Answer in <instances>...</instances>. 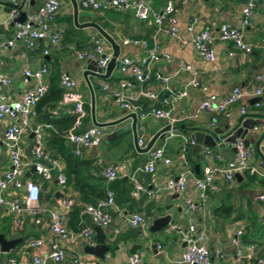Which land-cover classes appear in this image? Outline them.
<instances>
[{
    "label": "crops",
    "instance_id": "0c3cea01",
    "mask_svg": "<svg viewBox=\"0 0 264 264\" xmlns=\"http://www.w3.org/2000/svg\"><path fill=\"white\" fill-rule=\"evenodd\" d=\"M10 1V0H9ZM23 4V10L27 15L33 14L46 0H18V5ZM77 3L79 0H76ZM154 12L160 11L168 1H172L175 7V20L177 34L171 36L166 32L168 22L163 23V28L157 30V25L150 16L146 20H139L134 16V11L129 8L125 11L107 9L104 11H90L78 8V22H93L102 28L111 38L119 44L121 53L116 59V65L107 78L88 76L89 83L83 77L86 68L85 58H78V53L93 49V38H96L104 51L112 54L108 43H103L102 36L94 28H79L74 25L72 19V6L69 0H62V6L56 18L52 21L53 29H62L63 38L58 47H52L48 55L43 54L45 42H41L39 48L29 50L20 41L6 50H0V71L12 78L10 85L0 84V93H6L12 99L21 98L22 93L28 87L36 85L35 80L29 84L24 83V70L27 66L37 68L41 64L50 67V82L57 78L58 88L62 72L68 73L75 81V90L79 92L84 101L85 117L82 129L97 126L93 123H108L124 117V109L117 106L110 91L102 90L101 83L108 84L110 89L119 87L123 76L118 70L119 60L123 57L139 61L146 53L140 44H123V40L144 41L151 47L158 42L161 54L168 56L152 65V71L164 78L152 79L143 87L157 93V98L151 100L142 99L140 104L144 108L156 106L168 110L171 116L178 118V136L167 138V131L163 139H157L150 150L142 152L148 141L154 134L166 126L163 120L148 117L145 120L139 118V110L136 113L135 130L137 133L136 146L133 142L131 129L125 130L120 135L112 133L123 124H131L132 118L126 117L117 125L100 127L102 137L95 146H87L80 149L77 155L74 143L66 141L63 134L72 124V115L69 110L72 103L63 101V93L52 92L45 96L36 107V115L30 119L31 131L24 136L22 141L23 155L30 165L25 168L24 180H33L42 188L39 203L42 219L38 223L31 215H25L20 225H15L10 213L5 208H0V234L6 239L22 238L9 253H4L0 246V264H7L10 255L17 256L22 264H32L33 250H28L29 241L42 238L44 244L36 250L41 255H46L52 248L53 235L49 229V212L59 208L63 199L74 200L73 208H82L86 203H95L105 194V189L110 187L115 192V205L108 209L110 222L104 229L107 237L106 244L109 249L104 257L83 253V247L88 243L78 239L74 243H64L66 260L63 264H70L69 257L73 254L84 256L91 264H128L130 256L140 255L141 264H179L183 251L182 230L188 223L185 214V201H197L198 190L193 174L187 177L186 188L182 192H175L165 188L166 182L171 177H176L180 168V143L186 137L194 140L195 129L212 133L213 139L217 137L215 145L211 146L220 159L205 158L201 141L199 150H196L195 142L190 145L192 158L196 153L200 159L197 163L199 171L204 165L214 163L223 165L226 160L234 155L236 140H241L244 146L253 151L251 162L256 165L263 161L257 174L248 181L245 175L241 179L235 178L234 182H227L222 175H216V190L209 194L201 211L193 212L194 221L198 231H205L206 244L213 253L212 264H246L243 258L236 260V252L241 250L243 255L251 254L250 264H264L260 261L264 253V203L259 195L264 194V88L260 96H254V91L262 84L256 80V74L264 68V0H149ZM253 1L254 6L249 18V25L243 27L245 38L252 45L249 53L237 50L231 42L215 40L212 43L214 59L207 61L199 56L192 42L191 33L187 27L193 23L192 32L197 33L206 26L217 29L221 23H229L233 26H241L243 9L248 2ZM21 13V9L18 8ZM0 43L12 37L16 29L10 20V10L0 4ZM195 80L197 86H193ZM206 87V90H203ZM239 87L245 92V97L228 106L227 112L218 116L215 124H211L212 114L207 110H199V103L209 94H214L222 99L229 95L233 88ZM63 89V88H62ZM54 90V88H53ZM185 93V94H182ZM94 99V112L91 110V100ZM258 97L259 106L251 99ZM245 112H241V107ZM130 112V111H127ZM93 117V119H92ZM10 119L0 120V133H3ZM40 126L44 134V145L47 152L63 162V172L67 170L66 154L72 155L85 165L77 168L78 172L72 174L71 181L67 180L62 186L58 182V172L54 170L50 179L43 178L37 172L32 171L34 157L32 145L34 140L33 130ZM217 129V132H213ZM263 135V137H262ZM142 143L139 144L138 140ZM259 147L256 148V142ZM166 142V143H164ZM223 143V147L218 145ZM165 145L167 155L171 162L167 165L156 163L155 173H147L144 170L150 152ZM63 145V147H62ZM64 148V149H62ZM223 150V154L220 153ZM194 164V165H195ZM108 165L119 169L116 180L108 184L103 176V170ZM11 167L9 152L6 146L0 142V176ZM82 184H80V180ZM83 179L84 182H83ZM142 186L143 190L138 197L133 196L134 183ZM95 188L94 192L102 189L103 196L88 195V200L83 201L78 186L83 188ZM156 192L155 197L149 195ZM7 194L11 197H22L24 190L10 188ZM171 205L173 222L160 231H151L153 216L166 214L165 206ZM72 208V210H73ZM71 210V212H72ZM68 215L67 225L71 230L78 231L84 226L92 229L91 241L95 236L96 225L84 215ZM140 213L145 222L139 227H130L127 223L132 213ZM176 224L178 229L170 226ZM170 227V228H169ZM242 233L238 236L239 243H235L237 230ZM139 245L135 253L129 255L130 248ZM158 244L161 245L158 248ZM251 246L252 249H251ZM220 254L215 256V251Z\"/></svg>",
    "mask_w": 264,
    "mask_h": 264
},
{
    "label": "built area",
    "instance_id": "2783aa9c",
    "mask_svg": "<svg viewBox=\"0 0 264 264\" xmlns=\"http://www.w3.org/2000/svg\"><path fill=\"white\" fill-rule=\"evenodd\" d=\"M14 4H18V0H10ZM78 8L90 11H104L107 9H117L125 11L132 8L134 16L139 20H146L150 16L153 17L157 25V30L162 29L163 23L168 22L166 32L175 36L177 34V23L174 17L175 7L172 1H168L165 6L158 12H154L149 0H79ZM62 6V0H46L42 6L38 8L33 14L27 15L24 22H16V29L12 37L0 43V50H6L12 47L16 42L20 41L24 46L33 50L39 48L41 42H45L43 54L48 55L52 47H58L62 38V29H53L52 21L56 18ZM254 2L250 1L243 9V19L241 26H233L229 23H221L217 29L211 26H206L197 33L192 32L193 22L187 27L191 33V42L200 57L207 61L214 59V51L212 43L215 40L231 42L233 46L242 52L249 53L252 49L251 43L247 41L243 33V27L249 25V18L252 12ZM20 15V10L13 7L10 10V20L14 21ZM3 23H0V27ZM94 42L93 49L87 52L78 53V58L93 59L97 57V64L100 67H105L110 60L111 54L104 51L96 38L92 39ZM140 44L146 50L145 55L139 60L135 61L128 57H123L119 60L118 70L123 76L116 89H110V86L101 83L102 90L110 91L114 103L120 108L134 112L139 110V118L145 120L148 117L163 120L169 126L167 131V138L178 136V118L171 116L168 110L156 106L148 108L142 107L140 104L142 99L148 98L155 100L157 93L143 87L152 79L162 80L165 82L166 78L158 73L152 71V65L161 60L167 59L168 56L161 54L159 51V44L155 42L151 47L144 41L139 40H123V44ZM101 55H103L101 57ZM35 80L36 85L28 87L22 93L21 98L14 100L6 93H0V120L10 119L11 122L7 125L3 133H0V142H2L8 152L11 161V167L2 176H0V208H5L11 215L15 225H20L24 216L31 215L40 222L42 219L41 209L39 206L42 188L33 180H24L25 168L30 165L23 155L22 141L25 135L31 131L30 119L36 115V107L39 102L49 93L50 82V67L48 64H41L37 68L27 66L24 70V83L27 85ZM256 80L262 84L257 88L253 95L260 96L264 88V68L256 74ZM12 78L6 76L0 71V84L10 85ZM193 86H197V82L193 80ZM60 85L63 88V101L72 103L73 107L69 113L73 117V122L68 130L63 134L66 141L74 143L76 149L75 154H80V149L87 146H95L99 143L102 137V129L98 126H91L82 129L83 119L85 117L84 101L79 92L75 90L76 81L66 72L60 75ZM203 87V90H206ZM185 94V93H182ZM239 87H235L225 98L219 99L214 94H209L198 105L199 110H207L212 114L211 124H215L217 118L221 114L227 112L229 105L238 102L245 97ZM260 102H255V106H259ZM241 112H245V107H241ZM34 140L32 145V154L34 157L33 165L35 171L45 179H50L52 172H58V182L65 186L66 176L63 172V162L51 155L45 149L44 134L40 126L34 130ZM180 143V168L176 177H171L167 180L165 188L167 190L182 192L186 188L187 177L193 174V169L186 160V149L188 145H193L194 140L182 137ZM141 144L142 140L139 139ZM166 143V142H164ZM202 152L205 158L220 159L211 147L204 146ZM253 151L244 146L241 140L235 142V153L233 157L223 165H215L208 163L203 166L200 176L195 177V185L198 190L197 201H185L184 211L188 216V223L182 230V237L185 241V246L178 261L179 264H212L213 253L206 244L205 231H198L197 225L194 221L193 212L203 209L204 203L207 201L209 194L216 190V175H222L227 182H234L236 174L243 175L245 172L249 174H257L263 161L254 165L251 162ZM161 162L167 165L171 162L167 155L165 145L153 149L149 154V159L144 166L147 173H155L156 163ZM119 169L113 165H108L103 170V176L108 184L113 182L118 177ZM16 190H24L22 197L9 196L7 191L10 188ZM143 190L142 186L134 183L133 196L138 195ZM115 192L112 188L107 187L105 194L99 198L95 203H86L80 209V214L87 216L92 224L96 226H106L110 222L108 209L115 205ZM151 197L157 195L156 192H150ZM259 199L264 203V194L259 195ZM74 205V200L71 198L63 199L61 205L57 209L49 212V229L53 235L54 242L51 250L46 255L37 253L38 247L44 244L42 238H36L28 242V250H33L32 264H63L66 260V250L64 243H74L79 238L87 243L91 241L92 229L89 226H84L78 231L71 230L67 225L68 215ZM145 218L140 213H132L127 223L130 227H139L144 224ZM178 229L176 224L170 226ZM169 227V228H170ZM242 233L239 229L236 232L235 243H239L238 236ZM161 245L158 244V248ZM253 246H251L252 249ZM220 254L219 250L215 251V256ZM250 264L252 259L251 254L243 255L241 250L236 252V260L242 259ZM264 261V253L259 259ZM70 264H91L82 255L73 254L69 257ZM7 264H22L17 256L10 255ZM128 264H141L140 255L133 254L130 256Z\"/></svg>",
    "mask_w": 264,
    "mask_h": 264
},
{
    "label": "water",
    "instance_id": "95a60500",
    "mask_svg": "<svg viewBox=\"0 0 264 264\" xmlns=\"http://www.w3.org/2000/svg\"><path fill=\"white\" fill-rule=\"evenodd\" d=\"M72 6V19H73V23L75 26L79 27V28H85V29H89V28H94L95 30L98 31V33L102 36L103 38V43H108L111 47L112 50V54L110 57L109 62L107 63V65L105 67H100L97 64V57L93 58V59H87L86 60V68L83 71V77L84 79L89 83V79L88 76H94L96 78H107L111 71L113 70V68L116 65V59L119 56V54L121 53V48L119 46V44H117L115 42V40L113 38H111L102 28H100L97 24L93 23V22H83V23H79L78 22V4L76 0H69ZM0 4L6 6L9 8V10H11L13 7H17L21 9V13L20 15L13 21V24H15L16 22L20 23V22H24L27 18V12L25 10H23V4L24 1L21 4H14L9 0H0ZM103 55H101L102 57ZM259 98L255 97L252 98L251 101L255 102L257 101ZM91 110H92V114L94 112V99L92 97L91 100ZM123 112L126 114L124 117L119 118L115 121L112 122H108V123H96L93 119V123L96 124L97 126L100 127H104V126H111V125H117L119 123H121L126 117H130L132 118V123L131 124H123L121 126H119L113 133L112 135H120L122 134L125 130H129L131 129L133 132V142L136 146L137 143V133L135 130V124H136V113L134 112H127V110H123ZM169 130V126L166 125L163 129H161L160 131L156 132L154 134V136L148 141L147 145L145 148L142 149V152H147L148 150L151 149V147L153 146L154 142L157 139H163L165 136V131ZM213 132H217V129H214ZM264 133V132H263ZM264 135V134H263ZM262 135V137H263ZM194 136V142H195V148L196 150H199L200 148V142L203 141L205 146L211 147L215 145L216 142V138L213 139V135L212 133H206L204 131H200L198 129H195V132L193 134ZM259 140L256 142V148H258L259 146ZM224 145L223 143H220L218 145V147L222 148ZM137 148V146H136ZM233 151L235 153V148H233ZM223 154V150H221V152ZM233 157V155L229 158L231 159ZM194 168L196 170V172H199V165L195 164ZM32 171H35V166L33 165L32 167ZM237 180L241 179V175L240 174H236L235 175ZM165 210H166V214L164 216H153V220H152V225L150 227L151 231H160L161 229H163L164 227H166L169 223L173 222V219L171 218V215L173 213V207L171 205H167L165 206ZM95 236L92 238V242L93 243H88L87 245H85L83 247L82 252L86 253V254H92L98 257L103 258L104 257V253L108 251L109 247L106 244L105 240H106V233L104 231V229L100 226H97L95 228ZM182 235V234H181ZM22 242V238H15V239H6L4 235L0 234V246H1V250L4 253H9L11 252L12 249H14L16 247V245L18 243ZM185 246V241L182 242V247ZM139 245L134 244L130 250H129V255L135 253V251L137 249H139Z\"/></svg>",
    "mask_w": 264,
    "mask_h": 264
},
{
    "label": "trees",
    "instance_id": "16d2710c",
    "mask_svg": "<svg viewBox=\"0 0 264 264\" xmlns=\"http://www.w3.org/2000/svg\"><path fill=\"white\" fill-rule=\"evenodd\" d=\"M51 87H52V92L55 91V92H57V94H60V93L62 94L63 93V89L62 88H58V79L57 78L52 82ZM53 88H54V90H53ZM45 98H47V97H44L42 99V101L45 100ZM72 121H73V117H72ZM179 127L180 126H178V129H180ZM62 147H63V145H62ZM62 149H64V148H62ZM192 153H193L192 152V148L190 147V145H188L187 149H186V154H185L186 160L191 165V167L193 169V172L197 176H200V174H201L200 171L197 173L195 168H194V164L199 161L200 157H199L198 154L195 153L193 155V158H192V156H191ZM65 159L67 160V170H65V173H66V176H67V180L70 182L71 181V177H72L71 175L77 173L78 172L77 168H79V167L82 168V166L85 165V162H83V161H81V160H79L77 158H74L70 154H66L65 155ZM243 175H245L248 178V181H249V180L252 179V176L254 174H249L248 172H245ZM79 180H80V184H82V180L81 179H79ZM84 180L85 179H83V182H84ZM98 186H99V184L95 185L92 188H88V187L83 188L81 185H79L78 186V190L80 191L82 200L83 201H87L88 200L87 197L90 194H94V196H96L98 198L102 197L103 196L102 189H100L98 192L97 191L94 192L95 188H97ZM79 213H80V208L75 206L73 208L72 212H71V215H74L77 218V215H79Z\"/></svg>",
    "mask_w": 264,
    "mask_h": 264
}]
</instances>
